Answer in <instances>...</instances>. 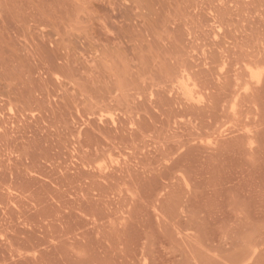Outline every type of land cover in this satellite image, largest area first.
Instances as JSON below:
<instances>
[{
	"label": "rangeland",
	"instance_id": "rangeland-1",
	"mask_svg": "<svg viewBox=\"0 0 264 264\" xmlns=\"http://www.w3.org/2000/svg\"><path fill=\"white\" fill-rule=\"evenodd\" d=\"M0 264H264V0H0Z\"/></svg>",
	"mask_w": 264,
	"mask_h": 264
}]
</instances>
